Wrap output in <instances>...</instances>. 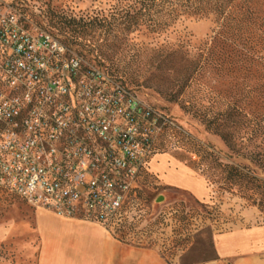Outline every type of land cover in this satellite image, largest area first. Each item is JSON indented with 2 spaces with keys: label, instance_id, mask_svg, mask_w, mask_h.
I'll list each match as a JSON object with an SVG mask.
<instances>
[{
  "label": "built area",
  "instance_id": "2783aa9c",
  "mask_svg": "<svg viewBox=\"0 0 264 264\" xmlns=\"http://www.w3.org/2000/svg\"><path fill=\"white\" fill-rule=\"evenodd\" d=\"M38 13V0H0V189L117 240L141 233L160 215L144 198L162 187L152 162L184 130L87 65Z\"/></svg>",
  "mask_w": 264,
  "mask_h": 264
},
{
  "label": "rangeland",
  "instance_id": "374dc122",
  "mask_svg": "<svg viewBox=\"0 0 264 264\" xmlns=\"http://www.w3.org/2000/svg\"><path fill=\"white\" fill-rule=\"evenodd\" d=\"M38 1L37 22L40 26L47 25L73 52L84 57L87 65L107 70L120 82L135 90L144 102L166 112L184 130L182 136L170 133L161 150L164 153L157 155V164L162 169L159 178L169 182V177L174 175L175 166L187 167L204 180L209 196L201 200L191 191L175 186H162L155 191V214L165 211L169 213L168 228L153 237L155 248L164 252L167 262L209 264L214 261H207L216 257L206 236L194 241V246L184 252L177 246V241L181 238L175 232L181 225L177 216L182 211L202 212V204L215 205V212L209 216L210 220L205 223L201 218L191 221L190 228L193 231L211 226L215 230L214 234L218 235L241 228L264 227V208L259 206V191L254 187L223 190L224 175L220 168L223 164L238 166L264 180V167L256 159L259 153L264 152V137L257 120L250 117L249 120L253 122L246 130L248 134H242L244 139H236L229 147L203 122L201 114L209 104L198 98L194 101L196 109L185 111L182 108L185 99L173 97L171 92H177L178 89L169 83L170 80L173 82L172 79L163 75L162 62L170 45L179 44L184 38L190 40L192 46L206 42L212 34L213 22L183 19L169 32L162 31V28L154 35L146 29L141 33L126 31L125 36L120 38L117 37L119 18L130 10L133 0ZM87 18L107 19L109 35L100 27H83V23L79 22ZM70 19H76L78 23L73 25ZM249 86V90L252 88L255 91L252 93L254 111L257 108V81ZM241 103L245 104L247 100ZM245 121L246 119H241L242 124L236 130L242 131ZM202 152H212L214 156L202 158ZM150 170L153 172L152 167ZM160 197H164V201L158 203ZM40 211L0 189V264H37L41 246L37 225Z\"/></svg>",
  "mask_w": 264,
  "mask_h": 264
},
{
  "label": "trees",
  "instance_id": "16d2710c",
  "mask_svg": "<svg viewBox=\"0 0 264 264\" xmlns=\"http://www.w3.org/2000/svg\"><path fill=\"white\" fill-rule=\"evenodd\" d=\"M183 19L209 20L214 28L206 42L192 46L190 40L184 38L179 44L170 45L166 51L162 62L163 75L172 79L173 82L167 81L178 89L171 92L173 97H183L182 108L189 112L196 109L194 101L198 98L207 102L209 106L201 114L203 122L229 147L236 139H244L242 134H248L246 130L253 122L249 120L252 116L264 137V0H133L130 10L119 18L117 37L123 38L126 31L141 33L144 29L153 35L161 28L169 32ZM70 23L76 25L78 21L70 19ZM79 23H83L86 29L94 26L103 28L109 35L107 19L87 18ZM254 81H257L258 97L257 108L253 111L252 93L255 91L249 90V84ZM243 100L247 103H241ZM241 119H246L245 132L236 130L242 124ZM202 153V158L214 156L212 152ZM256 159L264 167V152L259 153ZM220 168L224 175L223 190L254 187L261 197L259 206L264 208V180L238 166L223 164ZM156 189L144 193L149 204L157 196ZM202 207V212L182 211L177 216L181 225L175 232L181 237L177 246L182 252L194 246V241L202 236L207 237L209 247L215 250V230L211 226L195 231L190 228L193 219L201 218L205 223L215 212V205L202 204ZM168 214L166 211L160 213L141 233L117 238L127 245L136 240L137 246L155 248L153 237L168 228ZM143 238L147 244L137 243ZM217 259L216 256L207 262Z\"/></svg>",
  "mask_w": 264,
  "mask_h": 264
},
{
  "label": "crops",
  "instance_id": "0c3cea01",
  "mask_svg": "<svg viewBox=\"0 0 264 264\" xmlns=\"http://www.w3.org/2000/svg\"><path fill=\"white\" fill-rule=\"evenodd\" d=\"M157 163L156 156L151 167L160 177L162 169ZM174 168L171 181L159 178L163 187L175 186L191 191L198 199L208 198L203 179L187 167ZM37 225L41 238L37 264H169L159 249L127 245L97 224L63 219L41 210ZM214 243L218 259L209 264H264V227L218 234Z\"/></svg>",
  "mask_w": 264,
  "mask_h": 264
},
{
  "label": "water",
  "instance_id": "95a60500",
  "mask_svg": "<svg viewBox=\"0 0 264 264\" xmlns=\"http://www.w3.org/2000/svg\"><path fill=\"white\" fill-rule=\"evenodd\" d=\"M164 201V197H160L159 199H158V203H161V202H163Z\"/></svg>",
  "mask_w": 264,
  "mask_h": 264
}]
</instances>
